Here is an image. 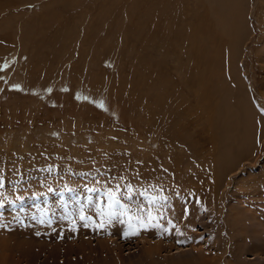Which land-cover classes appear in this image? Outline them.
Instances as JSON below:
<instances>
[{
	"label": "rangeland",
	"instance_id": "374dc122",
	"mask_svg": "<svg viewBox=\"0 0 264 264\" xmlns=\"http://www.w3.org/2000/svg\"><path fill=\"white\" fill-rule=\"evenodd\" d=\"M0 264H264V0H0Z\"/></svg>",
	"mask_w": 264,
	"mask_h": 264
},
{
	"label": "bare ground",
	"instance_id": "6f19581e",
	"mask_svg": "<svg viewBox=\"0 0 264 264\" xmlns=\"http://www.w3.org/2000/svg\"><path fill=\"white\" fill-rule=\"evenodd\" d=\"M4 4H6V3H4ZM229 15V14H228ZM231 17H233V16H231ZM228 27L231 25V23H230V21L228 20ZM233 22V21H232ZM234 24V23H233ZM236 29V28H235ZM231 30H233V29H231ZM226 31H228V30H226ZM222 50H224V49H222ZM215 52H214V54H216V53H218L219 52V50H214ZM223 51H221V52H219L218 54H217V56L216 57H218V55H223ZM228 54V53H227ZM212 55V54H211ZM216 57H213V58H211L213 61H217V59H216ZM224 57V56H223ZM230 58V55L228 54L227 55V57H225V61H227V63L225 62V64H228V62H229V58ZM231 59V58H230ZM219 61V60H218ZM226 66V65H225Z\"/></svg>",
	"mask_w": 264,
	"mask_h": 264
}]
</instances>
